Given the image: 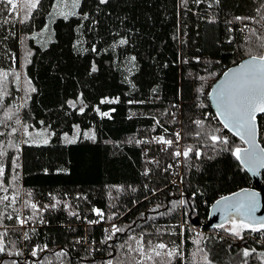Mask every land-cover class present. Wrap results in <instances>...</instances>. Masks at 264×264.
<instances>
[{"label":"trees","instance_id":"1","mask_svg":"<svg viewBox=\"0 0 264 264\" xmlns=\"http://www.w3.org/2000/svg\"><path fill=\"white\" fill-rule=\"evenodd\" d=\"M52 2L42 0L24 24L19 23V13H0V68L14 67L19 71L21 45L24 53L31 50V62L23 65L22 72L37 89L27 107L16 113L20 92L16 91V85L10 84V95L0 105V121H4L0 123V133L4 134L0 135V141L12 139L20 145L21 200L26 191H31L32 201L39 199L40 205L50 204L51 194L67 200L72 208L65 209L63 204L49 208L43 212L46 224L30 222L16 232L11 231L15 221L5 219L3 223L9 226L6 249L13 253L20 250L23 255L0 253V264H13V261L39 264L37 258L30 256V249L34 244L44 243L49 248L40 253L41 258H48L44 264L48 261L51 264H107L108 260L112 264H137L143 258L129 252L127 244L134 245L129 236L141 234L153 242L163 239L170 246L173 241L179 244L183 240V264H205V253L211 264H245V261L261 264L259 253L264 252V233L244 230L238 237L215 227L196 234L187 224L181 237L179 223L184 214L180 206L173 208V202L182 196L187 201L184 206L189 215L205 224L216 200L254 187L231 151L222 150L223 145H216L214 149L206 135H195L200 129L194 121H204V133L219 129L217 134L228 138L227 148L244 147L218 121L208 94L227 69L250 57V46L253 54L264 51L255 46L258 37L264 34V26L247 21L250 28L256 29L253 36L242 32L244 25L234 20L236 16H252L259 21L256 9L260 0H220L219 5L213 0H205L200 5L189 0L187 9L180 7V0H109L106 5H99L98 0H82L79 11L90 16L88 21H83L84 27H78L81 24L78 17L58 18L53 29L49 27L53 40L43 43L38 34L48 22ZM209 3L212 7H208ZM260 11L264 13V8ZM92 19L98 23L93 25ZM33 36L37 38L32 39ZM121 37L129 43L113 50L111 45ZM77 41H82L79 48ZM93 45L96 52L91 51ZM132 55L137 58L134 68L128 63ZM93 61L99 71L89 75ZM80 93L87 105L84 114L70 109L66 103ZM105 97H119L120 102L101 104ZM129 100L144 102L129 104ZM95 107L115 111L111 112V119L101 118L93 110ZM9 108L14 114L13 120L5 121L4 113ZM17 115L22 123L37 130L50 125L56 134L47 145H21L19 134L8 135L12 127H17L14 123ZM258 123L260 143L264 147V115L258 117ZM77 124L82 131L94 130L96 140L81 137L75 144H65L63 134L72 135ZM179 130L182 149L199 148L203 155L200 159L194 153L188 160L182 157V187L174 188L167 165L175 164L172 155L175 147L154 149L148 143L135 141L158 136L175 141L174 133ZM14 154L9 149V156ZM146 168L151 170L148 176L143 175ZM10 178L9 167L5 182ZM113 186H118L120 191ZM11 192L10 189L8 194ZM78 195L84 198L77 199ZM16 207L30 215L29 209L22 210L21 203ZM93 208L103 211L105 218L89 224V220L100 219ZM7 211L11 213L12 209ZM70 211L78 212L79 218L69 215ZM109 216L113 219L109 220ZM185 219L188 222V217ZM113 224L126 231L107 240ZM32 227L36 232L30 230ZM2 231L4 228L0 227ZM24 231H29L30 241L23 240ZM172 231L177 235H172ZM77 240L81 242L76 243ZM196 240L198 244L194 243ZM122 244L125 247L121 248ZM245 248H255L256 252L244 257ZM61 250L68 255L57 258L55 253ZM143 264L154 262L143 260ZM173 264L180 261L174 260Z\"/></svg>","mask_w":264,"mask_h":264},{"label":"snow or ice","instance_id":"2","mask_svg":"<svg viewBox=\"0 0 264 264\" xmlns=\"http://www.w3.org/2000/svg\"><path fill=\"white\" fill-rule=\"evenodd\" d=\"M42 0H20L18 3L17 0H0V13L7 11L10 14H21V18L19 23L24 24L28 22L33 15V12L37 10L41 6ZM189 0H180V7L187 9ZM193 2L197 5H200L205 2V0H193ZM109 3V0H98L99 5H106ZM213 3L219 5L220 0H213ZM82 0H53L51 4V12L50 18L54 20L56 17H60L64 20H68L70 17H78L81 20V24L78 26L83 28V21H88L90 16L88 13H81L79 9L81 8ZM208 7H212V3L208 4ZM264 8V0H260V5L256 9L257 15L260 16V20L257 21L255 17L252 16H236L234 17L235 21L242 23L244 26L240 30L247 31L251 33V35H256V29L250 28L247 21H253L256 23H261L264 26V13H261L260 9ZM190 10V9H189ZM8 23L7 20L4 21ZM98 23L95 19H92V24L95 25ZM231 23V21H229ZM49 31L47 25L42 30V33L38 35H42L43 33H47ZM118 35V34H117ZM32 39H36V36L31 37ZM50 42V40H49ZM231 42V40L229 41ZM82 41H77L76 47L79 48V45ZM129 43L127 38L121 37L118 41L114 42L111 47L115 50L118 47L125 46ZM260 49H264V34H261L258 37V44L255 45ZM92 52H96L97 48L95 45L91 48ZM248 54L250 56L249 59L240 63L235 69H230L228 72L224 73L225 81L219 87V89H213V92L216 93L215 102L217 108V116L220 118V122L223 124V128L227 129L234 136L240 138L244 144L248 145L246 148L235 147V148H227L226 146L229 144L228 138L226 136L218 135L217 133L220 131L219 129L213 130L210 134L203 132L204 121L197 119L194 121L199 131L195 133L197 137L203 135L207 136L212 142L213 148L215 149L216 145L225 146L222 150L231 151V154L235 157L237 161H239L245 167H248L249 170L255 171L257 168L264 167V147H260L257 143V116L258 114H264V52L259 55L253 54L252 46L248 49ZM32 53L31 50H28L25 53V61L30 63V57ZM136 56L132 55L128 57V63L135 67L136 64ZM13 62H15L16 57L13 55ZM187 62V61H185ZM26 66V65H25ZM99 69L93 61L90 64L88 74L92 75L98 72ZM131 72V69H129ZM13 77V82L15 83L16 91L23 92V96L20 98L21 103L16 106V113L20 111V109L26 108L29 100L31 99V94L37 91L36 87L33 86L31 79H29L26 73L23 76L20 71H17L14 67L10 70H5L0 68V105H3L5 97L9 96L10 93L8 91L9 85V77ZM132 88H135V84H132L131 81H128ZM155 92V89H153ZM120 102L119 97L116 98H103L101 99V104H117ZM144 101H133L129 100L128 103H143ZM68 107L75 111H78L79 114H84L87 105L83 100V93H80L75 100L66 101ZM79 105V107H78ZM200 107H204L203 104ZM101 118L111 119V112H114L115 109H110L109 111H101L99 107H95L93 109ZM5 121L13 120V112L12 109L9 108L4 113ZM0 123H4V121H0ZM14 123L17 127H12L11 132L8 133L9 136H16L17 134L22 135L25 139H23L22 143L24 144H34L36 146H40L41 144L47 145L52 136L56 133L51 131V126H47L37 130L35 126H30L27 123H22L21 119L17 115ZM43 124V121L40 122ZM159 121H156V124L159 125ZM31 127V131H30ZM154 130V129H153ZM167 131V129H165ZM0 135H4L0 133ZM175 141L172 139H165L164 136L153 137L152 141L146 140H136V144L155 142L158 144L165 145L167 147L173 146L174 143H178L181 139V134L179 132L174 133ZM83 137L84 139L95 141L96 135L94 130L82 131L80 126L74 125L72 135L68 133H64L62 136V140L65 144H75L78 140ZM131 142V141H129ZM9 149L14 150L15 154L9 156ZM20 145L19 143L14 142V140L9 139L7 142L0 141V227L4 228V231L0 232V253L7 252L8 255H16L21 256L23 252L17 250L15 253L11 251H7L5 245V238L8 237L9 226L5 225L3 221H15L14 225L11 226V231L16 232L19 229H24L26 225L30 222L35 224H46L47 221L43 219V212L48 210L49 208L55 209L56 207L63 204L65 209H71L72 205L67 202V200L62 201L54 195H51L52 203L40 205L37 202H33L31 197V191H26L24 195L27 197L26 199L21 200V192H20V172L18 171L21 168L20 164ZM195 155L196 159H200L203 155L199 148H193L192 146H186L183 151L180 149L175 150L172 155L174 157H183L185 160H188L190 154ZM6 161L8 162L6 164ZM148 163H152L151 160L147 161ZM10 167L11 178L5 182L6 169ZM171 167V165H170ZM57 171H64L63 169H59ZM150 169H145L143 172L144 176H148L150 173ZM45 173L47 174V169H45ZM117 191H120L118 186H113ZM12 190L11 195H9V190ZM135 191V189H133ZM258 193L250 192L247 189H242L237 193H233L231 196H222L220 199L216 201V205L224 206V214H225V222L230 226L225 228V224L221 223L217 225V227L225 228V231L229 232L234 236H241V232L244 230H250L251 232H260L264 233V218H257L254 214L257 211L258 203L257 197ZM84 197L77 196V199H82ZM18 203L22 204V208L29 209L30 215H25L21 208H17L16 205ZM187 203L186 200L180 199L179 201L173 202V208L176 206H183ZM12 209V212L9 213L7 210ZM155 210V209H154ZM93 213L99 217L98 220H89V224L99 223L100 220H103L104 213L100 209L93 208ZM69 215L76 216L79 218V213L76 211H70ZM239 218V219H237ZM109 220L113 219L112 216L108 217ZM129 228L131 225L128 226ZM32 232H36V228L32 227L30 229ZM108 232V229H105ZM126 231V229L118 227L113 224L111 228L110 235L107 236V240H112L117 233H122ZM172 235H177L175 231H172ZM184 234L183 228L181 227V231L179 235L182 237ZM24 241H30L31 237L29 236V231H24L22 234ZM128 240L133 241V244H127L129 252H135L143 259L141 261H137V264H143V260L153 261L154 264H173L174 260H179L180 264H183V252L181 250V245L183 244V240L179 244L176 242H171V246L169 243L163 241V239L153 242L151 239H145V235L141 234L139 236L132 235L128 237ZM80 240H77L76 243H80ZM13 246H15V242L13 241ZM194 243H199V240L194 241ZM125 244L120 245L121 248L125 247ZM49 251L47 243L44 244H34L30 249V256L33 258H37L39 260V264H44V261L48 260L47 257H40V253H44ZM203 251L202 249H198V252ZM256 252V249L253 248L251 250L245 248L243 250L242 255L244 257H249L253 253ZM57 258L66 257L68 253L64 250H61L55 253ZM111 255V253H109ZM194 256L196 253L193 254ZM259 257L261 259V264H264V252L259 253ZM203 260L205 264H211V261L208 259V255L205 253L203 256ZM13 264H16L13 261ZM48 264H51L48 261ZM107 264H112V260H108ZM245 264L247 262L245 261Z\"/></svg>","mask_w":264,"mask_h":264},{"label":"water","instance_id":"3","mask_svg":"<svg viewBox=\"0 0 264 264\" xmlns=\"http://www.w3.org/2000/svg\"><path fill=\"white\" fill-rule=\"evenodd\" d=\"M249 58L250 57L244 59L243 61H245ZM243 61H241L240 63H242ZM240 63H238L235 66H232L231 68L227 69L225 72H228L230 69H235ZM224 73L213 83L212 87L209 90V94H208V98H209L211 107H212V109H213V111H214L219 122H220V118L217 116V108H216V102H215L216 93L213 92V89H219V87L224 83V81L226 79L224 76ZM261 115H264V114H258V116H257V129H258L257 143L260 145V147H263L262 144L260 143V136H259L260 135V128H259V123H258V117ZM221 125L223 126L222 123H221ZM225 130L227 132H229L227 129H225ZM229 133L232 136H234L231 132H229ZM234 137L237 138L238 140H240L239 137H237V136H234ZM240 141L243 143L242 140H240ZM246 147H248V145L244 144L243 148H246ZM240 165L243 168V170L246 171L247 174L250 176L251 181L254 184V187H247V188H243V189H247L250 192H256L259 194L257 197L258 208H257V211L255 212L254 215L257 218H264V187L262 185V176L264 173V167H260V168H257L255 171H252V170H249L248 167H245L244 165H242L241 163H240ZM240 190H242V189H240ZM240 190H238L234 193H237ZM232 194L233 193L225 195V196H231ZM216 201L212 204V206L209 209L208 219H207V222L205 224H202L200 222L199 218H197V217L192 219V223L194 225H202L205 229L209 230V229H213V228L217 227V225H219L223 221H225L224 206L223 205H216ZM237 219H239V218H237Z\"/></svg>","mask_w":264,"mask_h":264},{"label":"rangeland","instance_id":"4","mask_svg":"<svg viewBox=\"0 0 264 264\" xmlns=\"http://www.w3.org/2000/svg\"><path fill=\"white\" fill-rule=\"evenodd\" d=\"M17 2L19 3L20 2V0H17ZM58 18H60V17H56L54 20H52L51 18H50V16H49V18H48V22H47V27H48V29H49V31L47 32V33H43L42 35H39L38 37H39V40L41 41V42H43V43H48L49 42V40L50 41H52L53 40V38H54V36H53V33H52V35H51V30H50V28L49 27H51L52 25H53V23H54V21H56V19H58ZM52 29H53V26H52ZM24 45V44H23ZM25 46V45H24ZM26 63V61H25V53H24V50H23V47H22V45H21V50H20V72H21V75H22V80H23V69H22V67H23V65ZM18 71V70H17ZM14 79V78H13ZM13 79L11 78V76L9 77V85H8V87H10V84L12 83L13 85H15V83L13 82ZM210 90V89H209ZM23 96V92H20V98ZM22 101H21V99H20V102H19V104L21 103ZM180 132H181V130H179ZM178 132V131H177ZM23 139H25L22 135H20V143H21V145L23 144L22 143V141H23ZM181 139H182V134H181ZM147 141H152V140H147ZM149 145H151L154 149H155V147L156 148H167V146H165V145H162V144H158V143H155V142H149L148 143ZM178 148H174V151L175 150H177ZM183 150V149H182ZM178 159V157H175V164H176V160ZM181 160H182V158H181ZM171 164H173L172 162L171 163H169L168 165H167V168H169V166L171 165ZM174 164V165H175ZM182 168H184V162H183V160H182ZM180 194V193H179ZM181 195V194H180ZM183 195V194H182ZM22 199H25V195L23 194L22 195ZM181 199H183L182 198V196H181ZM38 200L39 199H35L33 202H37L38 203ZM180 208V211L182 212V214H184V215H182V221H181V223H179V225H180V228L182 227L183 228V232H184V229H185V227H187V224H189V226L195 231V233L196 234H201L202 233V231H203V229H205L202 225H194L193 223H192V219L193 218H196V217H193L192 215H191V213H190V215H189V213L185 210V206L183 205V206H180L179 207ZM22 210L24 211V210H26V209H24V208H22ZM24 213V212H23ZM25 214V213H24ZM185 217L187 218L188 217V222H186V219H185ZM222 223H224L225 224V228H227V227H229L230 225L228 224V223H226L225 221H223ZM203 224V223H202ZM225 228H223V229H225ZM208 230V229H207ZM210 230V229H209Z\"/></svg>","mask_w":264,"mask_h":264},{"label":"built area","instance_id":"5","mask_svg":"<svg viewBox=\"0 0 264 264\" xmlns=\"http://www.w3.org/2000/svg\"><path fill=\"white\" fill-rule=\"evenodd\" d=\"M180 134L181 132L178 131ZM167 139V138H165ZM173 146L175 148H178L182 151V139L179 140L178 143H174ZM169 148V147H167ZM145 154H147V152L145 151ZM169 174L171 177V185L176 188V187H182V183H181V177H182V160L181 157H178V160L176 161V164L171 167H169ZM262 185L264 187V178L262 179Z\"/></svg>","mask_w":264,"mask_h":264},{"label":"bare ground","instance_id":"6","mask_svg":"<svg viewBox=\"0 0 264 264\" xmlns=\"http://www.w3.org/2000/svg\"><path fill=\"white\" fill-rule=\"evenodd\" d=\"M181 158H182V156H181ZM177 160H178V159H177ZM177 160H176V161H177ZM172 165H173V164H172ZM172 165H171V166H172ZM173 166H174V165H173ZM169 167H170V166H169ZM182 173H183V168H182ZM181 178H182V177H181Z\"/></svg>","mask_w":264,"mask_h":264}]
</instances>
